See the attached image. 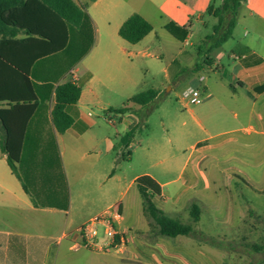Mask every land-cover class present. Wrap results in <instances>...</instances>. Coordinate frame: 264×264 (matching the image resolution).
<instances>
[{"label": "crops", "instance_id": "crops-1", "mask_svg": "<svg viewBox=\"0 0 264 264\" xmlns=\"http://www.w3.org/2000/svg\"><path fill=\"white\" fill-rule=\"evenodd\" d=\"M74 1L82 9L83 18L78 25L68 26L66 46L38 60L31 69L38 102L24 133L19 177L11 172L0 151V264H108L107 253L72 245L79 241L78 228L98 212L73 215L67 184L70 173L75 179L89 173L93 183L100 179L117 183L119 177L114 172L99 174L100 162L109 155L123 157L126 151L130 160L142 158L146 166L132 176L129 184L135 185V179L143 174L152 177L160 186V194L152 197L153 203L158 200L157 208L181 222L177 216L191 218L190 208L195 203L199 217L193 223H197L209 199L221 200L222 188L244 186L264 193V170L259 169L264 165V0L242 1L232 35L227 39L231 40L229 45L223 46L226 40L203 56L201 65L192 68L200 74L195 89L201 94V102L193 108L186 100L170 131L160 121L165 132L159 140L145 133L153 100L142 105L127 100L123 106L128 109L119 112L101 102L95 81L109 88L105 80L120 74L124 56L131 55L133 48L153 31L154 22L162 27L174 23L184 29L186 42L193 22L205 26L208 19L215 18L206 13L213 0ZM133 13L151 25V30L136 43L118 33L120 25ZM22 37L18 34L16 39ZM4 51L11 53L6 48ZM24 54L21 50L15 53L19 59ZM85 57L89 61L80 65ZM66 61H76L70 62L73 70L71 66L65 68ZM67 79L79 85L80 94L69 109L73 123L58 132L51 120L54 88ZM148 89L157 96V89ZM90 105L102 109L101 117L93 113ZM134 127L133 136L124 145L121 137ZM50 163L55 166V174L48 169ZM54 176L55 186L48 185L50 189L43 196L35 198L30 194L26 179L42 189L43 182ZM115 205L122 213V203ZM240 213L245 217L249 211ZM146 218L147 226L138 238L127 236L126 252L134 256V250L151 246L141 239L146 230H153ZM177 236H183L180 242L194 252H202L198 248L201 242L193 235ZM179 261L172 259L174 264H191L184 257Z\"/></svg>", "mask_w": 264, "mask_h": 264}, {"label": "rangeland", "instance_id": "rangeland-1", "mask_svg": "<svg viewBox=\"0 0 264 264\" xmlns=\"http://www.w3.org/2000/svg\"><path fill=\"white\" fill-rule=\"evenodd\" d=\"M207 21L205 26L193 22L186 42V35L177 36L160 23L154 22L153 31L133 48L131 55L124 56L120 74L109 81L105 80L109 88L95 81L101 102L119 108L132 95L148 88L157 89L158 94L153 99L155 104L146 116L148 127L145 133H149L153 140H159L165 132L160 121L170 131L184 110L182 104L187 99L182 97L183 92L199 85L200 74L192 68L195 64L201 65L204 58L198 54L197 46L203 36L211 33V26L216 19L211 17ZM230 42L227 40L223 46ZM185 53L189 56L186 57ZM88 61V57H85L79 63L83 65ZM70 62L76 61H66L65 65H68L65 68L73 64ZM128 104L134 106L130 102ZM197 105L191 104V107ZM90 107L94 114L101 117L102 109L98 105ZM113 157L109 155L100 162L99 174L104 176L107 172H114L119 177L117 183L102 179L93 183L89 173L79 179L72 178L70 173L67 190L71 198V212L76 217L95 212L100 214L109 206L121 202L123 211L120 213L118 227L127 236L138 238L147 226V218L141 211V197L135 185L129 182L135 173L145 168L146 162L138 156L130 160L126 151L123 157ZM52 164L48 169L55 174V166ZM259 169L264 170V165ZM55 176L45 180L42 189L32 180L26 179L30 194L35 198L43 196L42 193L50 189L48 185L55 186ZM220 197V201L209 199L197 223H193L192 218L184 214L177 216L182 222L202 230L198 231V236H193L198 243L201 242L198 247L201 253L181 243L183 236H159L150 229L141 235V239L151 245L148 249L134 250L135 256L127 250L108 251V264H174L172 259L179 261L180 257L186 258L191 264H264V193L258 194L253 188L241 186L220 189ZM154 202L158 204V200ZM245 209L249 214L245 213V217H242L240 212ZM97 229L98 239L104 241L102 226L97 225ZM122 257L129 259L122 260Z\"/></svg>", "mask_w": 264, "mask_h": 264}, {"label": "trees", "instance_id": "trees-1", "mask_svg": "<svg viewBox=\"0 0 264 264\" xmlns=\"http://www.w3.org/2000/svg\"><path fill=\"white\" fill-rule=\"evenodd\" d=\"M242 1L213 0L207 7L206 13L215 17L216 23L197 46L198 54L207 56L231 37ZM82 18L83 11L74 0H0V151L17 177L27 122L38 102L31 69L38 60L61 51L67 44L68 26L78 25ZM164 27L177 36L186 35V31L174 23H167ZM150 30L151 25L133 13L123 21L118 33L126 41L136 43ZM18 34L23 37L16 39ZM18 50L25 53L21 59L15 55ZM79 94L80 87L74 81L67 79L55 86L51 120L58 132H64L73 123L69 109ZM155 95L153 89H147L128 100L142 105L153 100ZM127 109L122 106L115 110L123 112ZM135 128L121 137L124 145L133 136ZM135 186L142 199L143 213L149 218L154 233L170 237L200 234L190 224L166 216L155 206L152 197L160 194V186L152 177L138 176ZM190 216L193 221L199 217L195 203L191 205Z\"/></svg>", "mask_w": 264, "mask_h": 264}, {"label": "built area", "instance_id": "built-area-1", "mask_svg": "<svg viewBox=\"0 0 264 264\" xmlns=\"http://www.w3.org/2000/svg\"><path fill=\"white\" fill-rule=\"evenodd\" d=\"M183 97L190 104L200 103L202 100L198 89L191 88L183 93ZM118 206L111 205L100 214L94 215L78 228L79 241H74L73 246H83L94 251L106 253L111 250L123 252L129 243L127 235L118 227L120 219ZM97 225L102 226L104 241L98 239Z\"/></svg>", "mask_w": 264, "mask_h": 264}]
</instances>
